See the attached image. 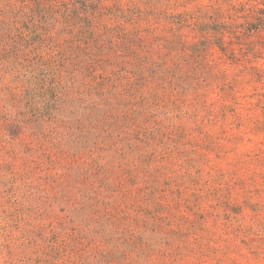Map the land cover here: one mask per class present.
I'll return each mask as SVG.
<instances>
[{
	"label": "rangeland",
	"instance_id": "rangeland-1",
	"mask_svg": "<svg viewBox=\"0 0 264 264\" xmlns=\"http://www.w3.org/2000/svg\"><path fill=\"white\" fill-rule=\"evenodd\" d=\"M258 3L105 0L68 64L0 66V264H264Z\"/></svg>",
	"mask_w": 264,
	"mask_h": 264
},
{
	"label": "trees",
	"instance_id": "trees-1",
	"mask_svg": "<svg viewBox=\"0 0 264 264\" xmlns=\"http://www.w3.org/2000/svg\"><path fill=\"white\" fill-rule=\"evenodd\" d=\"M104 2L105 0H0V66L24 65L20 62L21 58H26L25 63L44 60L43 56H35L33 59L30 56L43 49H49L50 53L58 51L59 46L55 45V41L60 35L71 37L70 42L83 36L87 41L98 43L100 39L97 38L102 33L103 36L109 33L105 21L111 12ZM243 9L249 18L245 25L246 33L253 35L263 32L264 0ZM218 21V18H214L212 27L199 29L202 32L214 30L217 34H222L225 27ZM103 26H106L105 31ZM55 27L59 29L58 36L53 32ZM216 42L225 50L222 39H217ZM205 45L207 46V42ZM24 53L26 54L23 55ZM49 56L50 59L58 57L61 66L70 61L64 59L61 51Z\"/></svg>",
	"mask_w": 264,
	"mask_h": 264
}]
</instances>
